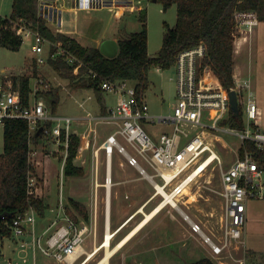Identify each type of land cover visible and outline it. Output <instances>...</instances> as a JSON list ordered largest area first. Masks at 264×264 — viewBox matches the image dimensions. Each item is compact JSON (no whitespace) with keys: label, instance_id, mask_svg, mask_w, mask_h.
<instances>
[{"label":"built area","instance_id":"obj_1","mask_svg":"<svg viewBox=\"0 0 264 264\" xmlns=\"http://www.w3.org/2000/svg\"><path fill=\"white\" fill-rule=\"evenodd\" d=\"M59 1L37 0L39 16L46 19L50 25L64 24ZM69 1L73 3L72 9L115 8L118 10V15L141 10L137 4L138 0ZM10 17L11 15H3L0 12V30L5 20L15 25L16 34L23 42L25 39L32 42L31 49L37 56L35 58L38 65L48 63L50 58L62 57L74 66V74H79L80 68L85 64L77 55L63 47L60 41L52 42L46 38L38 26L33 28L23 19L12 20ZM235 18L236 38L240 36L247 39L248 34L259 23L258 13L254 10L237 11ZM52 47L54 50L51 49ZM206 51V46L200 43L178 54L174 65L176 102L168 114H152L147 100L138 97L136 84L133 81L104 80L102 89L117 96L116 105L105 115L87 114L90 127L82 134V143L79 144L77 151L81 153L97 142L98 129L92 125L93 122L96 125L116 124L117 129L101 144L107 157L112 158L116 150L123 154L129 165L149 177L156 195L163 196L158 188L161 185L175 200L174 203H169L171 207L179 210L185 219L190 221L192 231L203 237L219 264H229L228 258L233 259L231 264H246V256H235L231 248L245 247L243 232L248 200L264 199V165L258 159L256 151L251 150L247 145V142H251L255 148L264 153L262 111L253 97H245V90L250 87L249 80L235 78V85L227 89L209 69L203 67ZM23 75L26 74H23L22 70H9L2 76L0 74V123L4 124L7 118L27 120L30 138L40 127H43L41 133L56 146V151L62 153L61 172L65 173L75 119L69 115L53 113L52 107L41 94L60 86L61 83L54 85L44 77H37L35 84L31 86L30 101L25 104L20 88L14 85L15 79ZM89 75L97 74L89 68ZM231 90L236 91L240 112L242 108L244 114V127L240 129L226 123L233 112L230 103ZM145 123L151 124L152 130H148ZM163 126H169V129ZM222 132L239 136L243 153H239L232 165L222 172V195L225 205L220 223V235L215 241L204 233L200 223L185 214L180 206V197L213 162H222L216 150L217 141H223ZM37 156L38 150L32 143L29 161L35 171L29 177L28 188L30 193L38 196L40 176L37 167H42L43 160ZM208 161L210 164L200 170ZM198 170L200 171L197 173ZM59 204L63 213L62 218L65 220L60 226H57V220H54L43 232L34 233L38 215L33 207L18 213L9 225L12 236L20 239L19 246L22 250L32 247L59 262L74 264L87 253L83 243L90 228L85 222H77L69 215L62 196ZM28 234H31V240L26 238ZM73 254H77L75 260L69 261Z\"/></svg>","mask_w":264,"mask_h":264},{"label":"rangeland","instance_id":"obj_2","mask_svg":"<svg viewBox=\"0 0 264 264\" xmlns=\"http://www.w3.org/2000/svg\"><path fill=\"white\" fill-rule=\"evenodd\" d=\"M14 0H0V12L3 15L10 16L13 11ZM139 8L147 16L148 27V48L149 54L155 56L163 44L165 32L164 23L167 22L171 27L175 26L177 21V8L172 6L164 10L163 4L155 0H138ZM59 7L62 9L64 24L62 26H54V30H61L76 38L83 45L99 46L101 43L113 37H129L133 32H137L142 28V22L139 20L140 11L127 12L124 16H118V10L115 8L103 9H72L73 3L69 0H60ZM57 28V29H56ZM238 34H241L238 32ZM250 36V37H249ZM249 40L245 47V52L238 61L240 77L242 80H249L250 87L245 90V97H253L262 111L261 128L264 130V21L259 22L254 30L248 35ZM32 42L25 39L22 46L18 50H12L0 45V74L4 75L9 70L21 71L27 76H31L32 84L35 83L37 77H44L50 83L60 86L54 87L58 91L60 100L58 104V115H86L88 112L92 114L98 113L103 102L97 97L95 92L90 88H77L71 85L69 79L62 78L49 64L46 63L39 66L33 64V58L37 57L31 49ZM46 56V53L44 54ZM35 66L36 73H35ZM43 70V72L41 71ZM44 70H47L46 73ZM176 70L175 67L170 69H158L153 66L149 71L150 85L146 91L147 102L152 112L157 114H168L171 112L172 106L176 102ZM1 78V77H0ZM104 91V90H103ZM106 102L111 107L115 106L116 95L104 91ZM91 96V98H90ZM48 102V101H47ZM83 103L84 107L80 104ZM51 107V104L48 102ZM99 131L105 130L104 134L110 132V125L98 124ZM148 130H152L153 126L145 123ZM108 130L106 131V129ZM169 129V126H163ZM223 141H217L216 150L221 156L222 162H213L201 175H199L192 184L187 188L185 194L180 197L181 208L188 213L195 221L200 223L205 230L211 234L220 230L221 218L224 214V197L222 195V172L226 170L239 156L241 139L236 134L221 133ZM43 142H46L44 138ZM225 144V145H224ZM4 149V126L0 123V154ZM50 157L46 159L45 171L47 177L46 201L54 208H58L59 204V187L60 183H65V194L63 202L65 206H69L71 198L81 201L88 210L89 219L85 221L89 225V233L83 243L85 250L93 252L96 245L98 250L93 254V258L87 264H96L105 255V235H106V219H107V195L106 187L99 186V191H95V161L87 163L86 174L81 177L71 178L61 172L62 158L60 153H53L46 150ZM88 157L92 159V155ZM105 154L101 153V172L99 178L100 183H107L105 180V164L103 163ZM123 154L115 151L113 157V177L111 180L118 182L120 179L124 183H118L113 186V197L111 196V204L114 217H127L133 213L136 207L154 195L155 188L150 181L146 180L147 184L139 183V179H133L142 175L139 169L126 163ZM99 168V166H98ZM122 174V177H120ZM123 187H120L122 186ZM69 186L77 193H67ZM128 193V194H127ZM160 194L150 199V203L146 207V211H151L162 200ZM188 200V201H187ZM60 205V204H59ZM97 210L95 211V208ZM72 210V209H71ZM174 215L176 218H174ZM133 214L122 226L114 229L117 225H113L111 234H118L133 218ZM144 214L140 213L131 221L126 229L122 230L117 239L111 238L112 245L116 243L123 235H126L130 229L135 227L143 218ZM122 219V218H121ZM82 220V219H81ZM80 220V221H81ZM115 221V220H114ZM57 226L54 227L56 229ZM190 228L189 222L184 215L177 209L171 207L170 204L165 206L163 210L155 216L145 227H143L135 237L119 252H117L110 261V264H186L196 261L204 255H209L206 246H202L196 239H186L184 234ZM191 229V228H190ZM179 232L180 236H177ZM243 238L245 247L235 249L231 248V252L235 256H246V264H264V199H250L247 202L246 223L244 226ZM199 236V234H198ZM11 237H6L3 240L2 250L5 251V257L9 253ZM115 238V240H114ZM184 238V239H183ZM114 240V243H113ZM188 243L199 246L197 256L189 254L185 245ZM96 244V245H95ZM139 251L135 258L128 257L134 246ZM12 246V245H11ZM88 253L75 263H83L86 260ZM230 253V252H229ZM95 255V256H94ZM13 257V256H12ZM128 257V259L126 258ZM0 257V263L4 260ZM41 263L47 264H63L54 258L41 256ZM215 264L219 261L213 258ZM230 263L232 258L228 259ZM16 264H23L20 260ZM33 264L30 259L28 263Z\"/></svg>","mask_w":264,"mask_h":264},{"label":"trees","instance_id":"obj_3","mask_svg":"<svg viewBox=\"0 0 264 264\" xmlns=\"http://www.w3.org/2000/svg\"><path fill=\"white\" fill-rule=\"evenodd\" d=\"M163 4L164 10L172 6L177 8V21L171 27L164 23L165 32L163 44L155 56L149 54L147 16L140 10L139 20L142 28L133 32L129 37L118 39L119 52L115 57L102 53L99 46L83 45L73 36L61 31H54L46 19L38 14L37 0H14L12 20L23 19L33 28L39 27L41 33L52 42L60 41L66 49L77 55L84 66L79 74H74V66L62 57L50 58L48 63L64 79H69L71 85L77 88H90L97 97L104 92V80L129 79L136 84L138 97L145 98L150 85L149 71L153 66L163 70L175 65L180 52L203 43L206 46V56L203 67L209 69L220 84L227 89L235 85V40L237 35V11L254 10L258 13L259 21H264V0H157ZM0 30V45L12 50H18L23 40L16 34L17 27L8 21H3ZM51 49L54 50V47ZM35 65L38 64L35 62ZM35 66V73L36 68ZM89 68L96 76L89 75ZM15 87H19L25 104L30 101L31 76L23 75L15 79ZM51 104L53 113H57L60 96L55 88L41 92ZM244 114L241 108L239 114L231 112L226 122L237 128L244 127ZM4 126V149L0 154V214L7 212L8 216L0 220V255L2 240L12 236L9 223L18 213L33 207L38 216L44 217L49 205L42 197L30 193L28 181L35 171L29 161L31 144H39L43 133H36L30 138L27 120L7 118ZM38 132V131H37ZM79 137L71 138L69 156L65 174L68 176L83 175L85 170L74 163L79 144ZM251 150L264 165V153L247 142ZM239 153H243L240 147ZM69 215L77 222L87 221L89 213L86 206L79 200L71 198L66 207ZM72 209V210H71ZM81 220V221H82ZM186 264H215L209 257H204Z\"/></svg>","mask_w":264,"mask_h":264},{"label":"crops","instance_id":"obj_4","mask_svg":"<svg viewBox=\"0 0 264 264\" xmlns=\"http://www.w3.org/2000/svg\"><path fill=\"white\" fill-rule=\"evenodd\" d=\"M127 13V12H126ZM125 15V14H124ZM124 15H118V16H120V17H122V16H124ZM259 22H261V21H259ZM55 25H51V27L53 28ZM57 29V28H56ZM54 31H61V30H54ZM61 32H63V33H66V32H64V31H61ZM68 34V33H67ZM241 35H243V33H241ZM249 35V34H248ZM250 37V36H249ZM249 37L247 38V39H244L243 37H237L236 38V40H235V53H234V59H235V66H234V76H235V78H239L240 80H242L241 79V77H240V72H241V70H240V66H239V63H238V61L237 60H239L240 58H241V56H242V54L245 52V47H246V44H247V40H249ZM114 39H116V40H118L119 38L118 37H113ZM35 62H36V58L34 57L33 58V63H32V65L33 64H35ZM37 63V62H36ZM39 66V69H41V65H38ZM42 72H43V70H41ZM46 71L47 70H44V72L46 73ZM35 83H33L32 84V82H31V86H33ZM91 97V96H90ZM100 100H101V102H103V105L100 107V109H99V112L98 113H94V114H92L91 112H88V113H91L93 116H100V115H105V114H107L108 112H109V110H110V108H111V106L110 105H108L107 104V102H106V97L103 95V93H102V95H101V97H98ZM145 100H147V98H146V96H145ZM116 101H117V97H116ZM116 101H115V103H116ZM82 104V105H81ZM80 105L81 106H83L84 107V104L83 103H81ZM150 111H151V108H150ZM87 113V114H88ZM151 113L152 114H157V113H155V112H152L151 111ZM87 114L86 115H74V116H72V115H69V116H71V117H73L74 119H75V121H74V123H73V135H76V136H78L79 137V144L80 143H82V134L83 133H85L88 129H89V127H90V125H89V120L87 119ZM103 124H105V123H103ZM93 126H95V127H97L98 125H96L95 124V122H93V124H92ZM108 125H110V132L107 134V135H105L104 134V132H105V130H102V131H99V129H98V127H97V129H98V138H97V142L95 143V145L94 146H92V147H90L89 149H86V150H84L83 152H79L78 153V151H77V154H76V157H75V159H74V163H75V165H77V166H81V167H83L84 168V170H85V173L83 174V175H85L86 174V172H87V170H86V167H87V163H89V162H93V161H95V166H96V171H95V179H96V183H95V191H96V193L99 191V186L100 185H104L105 187H106V193H110V200H111V196L113 195V186L115 185H117L118 183H124V178H122L123 180H119L118 182H114V181H112L111 180V182H112V186H111V188H108V186L106 185V181H105V183L103 182V183H100L98 180H99V178H100V176L102 175V172H101V170H100V168H101V163H102V160H101V153L103 152L104 154H105V159H104V161H103V163L105 164V180H108V178L110 177H113V174H114V172H113V157H114V154H113V156H112V158H108L107 157V153H106V151H105V149H104V147L103 146H101V144L107 139V137L110 135V134H112L116 129H117V125L116 124H108ZM108 130V128L106 129V131ZM44 138L45 137H43V139H41L40 140V143L39 144H34V148L35 149H37L38 150V158L39 159H41V160H43V165H42V167L40 166H38L37 167V171H38V173H39V176H40V182H39V186H38V196L39 197H42L43 199H44V201H45V203L46 204H48L49 205V208L47 209V211H46V214H45V216L44 217H41V216H37V222H36V226H35V232L34 233H41V232H43V230L44 229H46L49 225H51L53 222H54V220H57V226H60V225H62L63 223H65V220L62 218L63 217V213L60 211V207H59V204H58V208L56 209V208H54L49 202H47L46 201V196H48V190H47V177H46V171H45V163H46V159L47 158H49L50 157V154H48L47 152H46V150H50V151H52L53 153H60V152H58V151H56V146L50 141V140H48V139H46V142L44 143L43 142V140H44ZM79 144H78V146H79ZM77 150H78V147H77ZM89 154H91L92 155V159H90L89 157H88V155ZM60 156H61V158H62V153L60 154ZM127 161V160H126ZM126 163H128V162H121V164L122 165H125ZM98 166H99V168H98ZM61 169V168H60ZM111 175V176H110ZM68 176V175H67ZM77 177H81V175H76V176H71V178H77ZM120 177H122V174H121V176ZM133 179H139L141 182H139V183H142V184H147L145 181L146 180H148V181H150L151 182V180L149 179V177H147V176H145V175H140V176H138L137 175V177H133ZM151 184H152V182H151ZM153 185V184H152ZM154 186V185H153ZM120 187H123V185L122 186H120ZM76 189V186L74 187V189L72 190V187L71 186H69V188H68V190H67V193H77V192H75L74 190ZM77 190V189H76ZM65 192H66V190H65V183H64V181L63 182H61L60 183V187H59V194H60V196H62L63 197V195L65 194ZM128 194V193H127ZM158 195V194H157ZM156 196V191L154 192V195H152L151 196V198H149L148 200H144V201H142L137 207H136V209H135V211L133 212V213H131V214H129L127 217L125 216L124 218L123 217H119V216H116V217H114V213H113V209H112V204L110 203V205H109V213H108V207H107V219L109 218V220H107L106 219V229H107V221H109V228H108V232L106 231V235H105V242H104V247H105V243H106V241L107 240H109V243H110V245L111 246H114L122 237H124L125 235H123L120 239H118L117 241H116V243L114 244V245H112V242H111V238L112 237H115L116 239H117V236H118V234L122 231V230H124V229H126V227H128L129 226V224L131 223V221L133 220V219H135L137 216H140V213H143L144 214V216H145V213H144V211L145 212H150V211H146V207H147V205L150 203V199L152 200L153 199V197H155ZM113 197V196H112ZM60 198V197H59ZM75 199V198H74ZM78 200V199H77ZM188 201V200H187ZM67 207V206H66ZM65 207V208H66ZM143 208L144 209V211L142 212V211H139L140 210V208ZM97 210V207L95 208V211ZM138 210V211H137ZM183 210V209H182ZM66 211H67V208H66ZM184 211V210H183ZM185 212V211H184ZM135 215V217L116 235H114L113 236V234H111L112 235V237L111 238H107V234L108 233H111V230H114V229H118L120 226H122L123 224H124V222H126L132 215ZM185 214H188V213H186L185 212ZM189 215V214H188ZM189 217L193 220V221H195L190 215H189ZM122 218V219H121ZM174 218H176V216L174 215ZM115 220V221H114ZM80 223L82 222V223H84L85 221H79ZM188 222H189V225H190V228H191V223H190V221L188 220ZM195 222H197V221H195ZM114 224H116L117 226L113 229V225ZM204 227V226H203ZM202 227V228H203ZM134 228V227H133ZM132 228V229H133ZM187 229V233L186 234H184V236L186 237V239H190V238H194V239H196L200 244H202V246H206V243L204 242V240H203V237L201 236V235H199L198 236V234L197 233H194L193 231H192V228L191 229ZM131 230V229H130ZM203 231H204V233L205 234H207V235H209V236H211L215 241H217V239H218V237H219V235H220V230L218 231V233H214V232H211V234H209L206 230H205V228H203ZM129 232V231H128ZM127 232V233H128ZM126 233V234H127ZM177 236L179 237L180 236V234H179V232L177 233ZM26 238L27 239H30L31 240V234H28V235H26ZM115 238H114V240H115ZM5 239V238H4ZM3 239V240H4ZM11 244H10V248H9V253H8V255H7V257H5V251H4V249L2 250V254L0 255V257H2L1 259H3L4 260V263H0V264H16V261H18V260H20L23 264L24 263H28L29 261H30V259H32L33 260V264H47V263H41V256H45L44 254H42L40 251H38V250H34V248H32V247H28L26 250H22L21 248H20V246H19V242H20V239L18 238V237H15V236H11ZM133 239V238H132ZM131 239V240H132ZM184 239V238H183ZM3 240H2V244H3ZM114 240H113V243H114ZM130 240V241H131ZM129 241V242H130ZM128 242V243H129ZM127 243V244H128ZM127 244H125L122 248H120L117 252H119L121 249H123ZM12 245V246H11ZM96 245V244H95ZM185 245H187V247H186V249H187V251L189 252V254H191V255H194V256H197L198 254H200L199 253V246L198 245H195V244H193V242L192 243H190L189 241H188V243L185 241ZM84 246V245H83ZM96 248H97V250H98V245H96L95 246ZM135 249H138V247H137V245L136 246H134V249L133 250H131L130 251V253L128 254V257L130 258V257H133V258H135V255H137L138 253H139V251H137V250H135ZM206 250H207V252L209 253V255H204L203 257H200L199 259H201V258H204V257H209L210 259H212L213 260V258H215L214 257V255L212 254V250H211V248H210V246H206V248H205ZM96 250V251H97ZM87 251V250H86ZM94 251V250H93ZM95 251V252H96ZM94 252V253H95ZM116 252V253H117ZM87 253H88V251H87ZM93 253V254H94ZM115 253V254H116ZM114 254V255H115ZM113 255V256H114ZM13 256V257H12ZM95 256V255H94ZM112 256V257H113ZM87 257V256H86ZM111 257V258H112ZM128 257H126L127 259H128ZM93 258V257H92ZM92 258H90V259H87L85 262H83V263H80V264H87ZM80 259V258H79ZM78 259V260H79ZM198 259V260H199ZM228 259H230V258H228ZM228 259H227V261H228ZM77 260V261H78ZM85 260V259H84ZM233 260V259H232ZM76 261V262H77ZM110 261H111V259H110ZM75 262V263H76ZM60 263H63V264H69V263H67V262H60ZM74 263V264H75ZM228 263L229 264H231L229 261H228ZM233 263V262H232Z\"/></svg>","mask_w":264,"mask_h":264},{"label":"bare ground","instance_id":"obj_5","mask_svg":"<svg viewBox=\"0 0 264 264\" xmlns=\"http://www.w3.org/2000/svg\"><path fill=\"white\" fill-rule=\"evenodd\" d=\"M208 164H210V161H208L200 170L204 169V167L207 166ZM200 170H198L197 173ZM106 185L108 186V188H111L112 182H111V178L110 177L108 178ZM158 188H159V193H162L163 196L166 197V198L164 200H162L157 206H155L150 212H145L143 208H140L139 207L140 208L139 211H142V212L144 211L145 217L133 229H131L124 237H122L114 246H111L110 243H109V240H107L106 243H105V255L96 264H110L111 257L120 248H122L125 244H127L133 237H135V235H137V233L143 227H145L155 216H157L163 210V208H165V206H167V203L168 204L169 203H174L175 200L172 199V197L167 193V191H165L162 188L161 185L158 186ZM185 191H188V189H186ZM110 203H111L110 193L108 192V195H107L108 213H109V205H110ZM107 220H109V218ZM108 228H109V221H107V232H108ZM111 236H112L111 233H108L107 234V238L108 239L111 238ZM96 250H97V248L95 247L93 252H89L87 254L88 255V258H86L85 260L90 259L93 256V253ZM77 254H73L69 258V261H74Z\"/></svg>","mask_w":264,"mask_h":264},{"label":"water","instance_id":"obj_6","mask_svg":"<svg viewBox=\"0 0 264 264\" xmlns=\"http://www.w3.org/2000/svg\"><path fill=\"white\" fill-rule=\"evenodd\" d=\"M100 50L102 51L103 54H105L108 57H115L119 52V42L118 40L114 38L106 39L101 43ZM230 103H231L233 112L235 114H239L240 107H239L237 93L235 90L230 91ZM42 130H43V127H40L37 134L39 135ZM7 216H8L7 212L1 213L0 220L5 219Z\"/></svg>","mask_w":264,"mask_h":264}]
</instances>
